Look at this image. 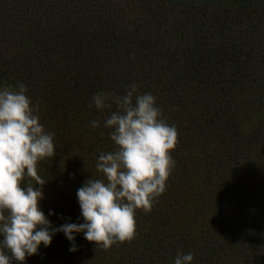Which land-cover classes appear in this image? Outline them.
<instances>
[{
  "label": "rangeland",
  "instance_id": "rangeland-1",
  "mask_svg": "<svg viewBox=\"0 0 264 264\" xmlns=\"http://www.w3.org/2000/svg\"><path fill=\"white\" fill-rule=\"evenodd\" d=\"M37 1L0 0V18L5 19L14 2L34 5ZM100 1L118 6L116 18L122 20L145 14L153 20L156 16L150 12L159 4L175 6L171 10L166 8L165 15L173 25L161 26L160 30L171 42L169 48L177 58L175 63L187 64L191 58L188 48L196 44L210 56V61L214 60L219 72L213 68L208 76L201 73L186 81L178 74L179 83L171 84L176 81V73L171 70L165 75L168 71H163L158 82L153 79L144 82V90L139 93H152L169 124L175 125L179 133V143L171 153L175 167L166 191L157 198L150 213L137 209V226L141 219L144 223L143 231L135 240L115 244L108 250H96L94 243L77 233L75 244L91 243L93 252L87 253L96 259L88 257L87 260L95 264L100 260L101 264H109L111 259L112 262L122 260L130 264L135 255L142 253L146 234H149L147 244L153 249L146 254L152 256L154 264H174L178 253L185 249L188 252L183 254L192 253L193 261L197 260L191 264H264L261 214L264 211V0H51L57 7L65 3L96 6ZM1 6H7L5 14L1 13ZM38 16L34 17L29 11L20 19L29 24ZM146 30L151 27L138 33L143 34ZM11 49L18 50L17 47ZM2 68L0 65V70ZM228 87L230 94H227ZM178 91L184 98L183 104L174 101L172 103L176 104L172 105L167 100L178 96ZM33 100L36 104L40 101L38 98ZM159 101L162 102L157 103ZM165 102H168L166 107L162 104ZM101 128L90 127L86 132L88 138L96 137L94 129L100 131ZM237 131L245 138L251 132L256 134L255 141L248 142L247 138L242 147L246 154L249 153L248 157L254 162L252 165L243 164L240 156L238 163L232 161L235 159L231 155L234 152L232 142L242 138L233 134ZM78 132L73 131V134ZM69 134L72 135L71 130ZM88 138L77 144L74 139L61 142L57 137L53 140L54 157L38 164V174L47 180L41 208L55 227L84 222L77 190L92 176L104 179L96 169L98 157L101 152L116 149L114 144L108 143L100 149L90 141L94 147L88 152V145H85L89 144ZM220 159L227 166L224 165L227 171L221 178L214 173L216 161ZM234 180L242 183L244 199L241 205H235L237 209L233 212L223 205L225 201L221 198L231 193ZM215 186L218 189L214 191ZM64 238L67 239L58 232L48 246L50 250H63ZM254 238H257L256 244ZM2 239L0 236V241ZM207 241L213 250V254L208 255L211 259L198 260V252L206 248L199 246Z\"/></svg>",
  "mask_w": 264,
  "mask_h": 264
},
{
  "label": "trees",
  "instance_id": "trees-1",
  "mask_svg": "<svg viewBox=\"0 0 264 264\" xmlns=\"http://www.w3.org/2000/svg\"><path fill=\"white\" fill-rule=\"evenodd\" d=\"M47 1L49 2L46 3ZM34 5L14 2L11 7L9 6L5 19L0 18V46H2L0 65L3 67L0 70L3 76L0 79V89L5 86L16 87L19 83H23L28 89L27 95L32 100V106H37L34 98L40 100L36 114L45 131L53 134V140L57 137L61 142L74 139L77 144H81L88 138L86 132L92 127L90 123L92 119L99 118L98 128L102 127L103 131L94 129L96 137L89 136L87 142L89 144H85L88 145L87 151H92L94 147L90 141L100 149L105 143L114 144L108 135L110 129L104 127L103 118L108 115L109 110H104L102 114L95 106L89 107L92 104V97L98 92H116L123 95L126 86L133 83L138 85V91L141 92L145 87L144 82L150 79L158 82L161 79L160 72L163 71H168L165 75L171 70L176 73V81L171 84L179 83L178 74L183 75V80L186 81L201 73L208 76L213 68L217 73L219 72L214 60L210 61V56L205 54V51H201L200 45L196 44L188 48L191 58L187 64L175 63L177 58L169 48L171 42L164 33L160 32L161 26L173 25L165 15L166 8L171 10L175 6L171 8L159 4L150 12L152 16H156L153 20L146 14L122 20L116 18L119 15L116 13L120 10L119 7L105 1L87 7L71 6L69 3L57 7V4H53L51 0H38ZM1 7H3L1 13L5 14L7 6ZM29 11L34 17L37 14L39 16L31 23L25 24L20 18L23 13ZM148 26L151 30L143 31V34L138 33ZM11 46L17 47L18 50L11 49ZM174 65L178 68H172ZM229 88L227 94H230ZM177 94L178 96L167 101L172 105L177 102L182 105L184 98L179 91ZM174 101L176 103H172ZM160 102L162 101L157 103ZM168 102L162 104L166 107ZM70 130L72 135L69 134ZM73 131L79 132L74 135ZM233 134L242 138L232 142L234 152L231 155L235 158L232 161L238 163L237 160L242 157L243 164H254L248 157L249 153L246 154L245 148L242 147L247 138H249L248 142L255 141V132L249 133L247 138L239 135L238 131ZM248 151L251 153L249 149ZM238 156L240 157L237 158ZM224 165L223 160L216 161L214 173L218 174L219 178L226 175L227 169ZM242 186V183L234 180V184H231V193L221 198L225 201L223 205H226L230 211L234 212L237 209L235 205H241L244 199L241 194ZM215 189H218L217 186L214 191ZM219 190L221 192V189ZM221 207L226 210L225 207ZM261 214L264 221V211ZM143 223L141 219L137 226L136 237L143 231ZM148 233L151 231L149 230ZM146 236V244L140 251L142 253H139V256L135 255V262L132 260L130 264L155 263L151 262L152 256L146 254V251L152 249V245L147 244L149 234ZM256 239L254 238L255 244ZM67 240L65 239L63 250H50V247L41 245L39 254L27 257L25 264H85L91 262L87 260L88 257L96 259V256L87 253L93 252L91 243L85 245L77 243L75 244L77 251L71 252L68 246L72 245L69 244L72 242ZM159 246L163 244L159 243ZM203 246L207 249L202 248L198 252V260L211 259L208 255H212L213 250L208 241L199 247ZM187 252L188 250L185 249L180 254ZM116 262L126 263L122 260L112 262L111 259L109 264ZM91 264L95 263L91 262Z\"/></svg>",
  "mask_w": 264,
  "mask_h": 264
},
{
  "label": "clouds",
  "instance_id": "clouds-1",
  "mask_svg": "<svg viewBox=\"0 0 264 264\" xmlns=\"http://www.w3.org/2000/svg\"><path fill=\"white\" fill-rule=\"evenodd\" d=\"M27 92L23 83L0 89V264H25L41 245L50 246L58 232L72 242L71 252L77 251V233L96 250L133 241L137 209L150 213L165 193L175 167L171 153L179 143L178 130L156 97L140 94L135 83L123 95L98 92L92 97L90 108L102 114L109 110L104 127L116 149L98 157L96 169L104 179L92 176L77 190L84 222L55 227L41 208L47 180L38 174L39 162L55 155L53 134L40 123L38 104L32 106ZM90 123L100 127L99 118ZM193 259L192 253H178L174 264Z\"/></svg>",
  "mask_w": 264,
  "mask_h": 264
}]
</instances>
